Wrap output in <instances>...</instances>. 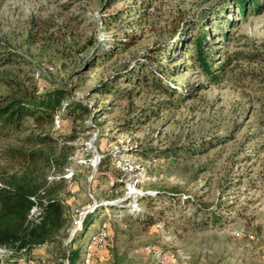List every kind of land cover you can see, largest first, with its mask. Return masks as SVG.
<instances>
[{
  "label": "rangeland",
  "instance_id": "obj_1",
  "mask_svg": "<svg viewBox=\"0 0 264 264\" xmlns=\"http://www.w3.org/2000/svg\"><path fill=\"white\" fill-rule=\"evenodd\" d=\"M250 1L257 11L158 0L137 24L132 0H0V49L12 53L0 97L22 81L72 104L45 128L68 156L64 179L48 170L66 224L30 251L34 264L78 249L76 264L88 252L92 264H161L154 250L171 264H264V0ZM201 27L216 81L195 60ZM40 132L27 120L0 136V171ZM105 225V246L89 248Z\"/></svg>",
  "mask_w": 264,
  "mask_h": 264
},
{
  "label": "trees",
  "instance_id": "obj_2",
  "mask_svg": "<svg viewBox=\"0 0 264 264\" xmlns=\"http://www.w3.org/2000/svg\"><path fill=\"white\" fill-rule=\"evenodd\" d=\"M157 1L132 0L131 9L128 12L135 16L134 23H145L149 17V8L151 5H156ZM221 3L225 4L226 1ZM236 3L242 12L259 9L258 5L255 7L250 0H236ZM204 28L201 27L198 35L193 38L194 56L197 65L201 67L207 77L211 81H216L220 73H214L213 69L210 68L211 52L209 54L207 52L208 35ZM128 36L129 38L132 37L131 34ZM1 45L0 39V48ZM257 57L256 53L247 52L244 58L253 61ZM11 60L12 53L0 49V63ZM152 79L157 80V84H161L159 86H163L162 79L156 75ZM11 87V92L0 97V136L22 130L27 120H32L33 127L41 129V132L28 139L37 144V149H18L11 155L10 158L16 162L17 169L0 171V245L9 243L19 247H28L29 250H32L40 244L57 241L66 224V205L58 196V189L49 181L48 170H56L59 172V178L64 179V165L68 156L61 150L53 152L57 139L46 133L45 128L46 126H53L55 116L60 111H67L71 103L63 104L67 98V91L64 89H55L43 93L38 91V86L34 85L31 88L25 86L22 81H15ZM162 90H166V88ZM71 114L74 120L83 118L81 113H75L73 109ZM45 146H48L51 151H46ZM33 196L36 197L38 205L42 208L39 221L29 218L30 211L35 205ZM79 254V249L70 251L66 254L65 264H76Z\"/></svg>",
  "mask_w": 264,
  "mask_h": 264
},
{
  "label": "built area",
  "instance_id": "obj_3",
  "mask_svg": "<svg viewBox=\"0 0 264 264\" xmlns=\"http://www.w3.org/2000/svg\"><path fill=\"white\" fill-rule=\"evenodd\" d=\"M49 71L54 70V67H49ZM43 77L42 71L37 70L35 72V79L40 80ZM42 86L40 89L42 90ZM54 128L60 129L63 126L62 118L59 114L55 116L53 122ZM1 184V183H0ZM35 201V205L32 207L29 218L31 220L39 221L42 215V208L38 205L37 199L35 196L32 197ZM109 238V228L108 226L102 227L99 231H97L96 235L93 237L92 241L88 245L89 248L91 247H104L107 243V239ZM46 244H40L35 246L34 248H43ZM33 248V249H34ZM28 247H19L17 245L4 243L0 245V264H34L32 256L30 254ZM155 256L158 259V262L161 264H171L174 254H168L163 250H154ZM93 257L90 252L86 253L82 257L81 264H92Z\"/></svg>",
  "mask_w": 264,
  "mask_h": 264
}]
</instances>
